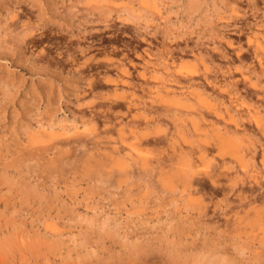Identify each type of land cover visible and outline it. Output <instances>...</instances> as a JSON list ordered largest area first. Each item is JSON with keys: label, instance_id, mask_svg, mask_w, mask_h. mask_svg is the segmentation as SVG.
<instances>
[{"label": "rangeland", "instance_id": "1", "mask_svg": "<svg viewBox=\"0 0 264 264\" xmlns=\"http://www.w3.org/2000/svg\"><path fill=\"white\" fill-rule=\"evenodd\" d=\"M0 264H264V0H0Z\"/></svg>", "mask_w": 264, "mask_h": 264}, {"label": "bare ground", "instance_id": "2", "mask_svg": "<svg viewBox=\"0 0 264 264\" xmlns=\"http://www.w3.org/2000/svg\"><path fill=\"white\" fill-rule=\"evenodd\" d=\"M22 13H23V12H22ZM63 140H64V139H63ZM63 140H62V141H63ZM69 141H70V140H69ZM71 141H72V139H71ZM71 141H70V142H71ZM77 141H78V140H77ZM78 142H79V141H78ZM78 142H77V143H78ZM62 143H63V142H62ZM65 145H66V144H65ZM70 145H71V144H70ZM200 147H201V146H200ZM132 148H133V150H134V147H133V146H132ZM136 157H139V155H137ZM139 158H140V157H139ZM137 159H138V158H137ZM141 159H142V158H141ZM142 167H144V166H142ZM124 172H125V171H124ZM189 176H190V175H189ZM192 178H193V177H192ZM190 183H191V182H190Z\"/></svg>", "mask_w": 264, "mask_h": 264}]
</instances>
